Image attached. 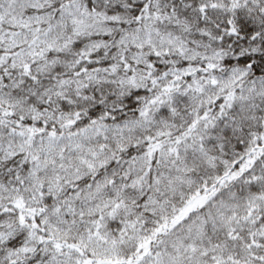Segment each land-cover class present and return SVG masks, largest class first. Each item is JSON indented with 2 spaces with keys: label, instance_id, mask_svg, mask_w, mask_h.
I'll list each match as a JSON object with an SVG mask.
<instances>
[{
  "label": "snow or ice",
  "instance_id": "obj_1",
  "mask_svg": "<svg viewBox=\"0 0 264 264\" xmlns=\"http://www.w3.org/2000/svg\"><path fill=\"white\" fill-rule=\"evenodd\" d=\"M0 264H264V0H0Z\"/></svg>",
  "mask_w": 264,
  "mask_h": 264
}]
</instances>
